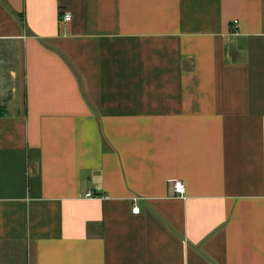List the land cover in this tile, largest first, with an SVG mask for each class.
Here are the masks:
<instances>
[{
    "label": "crops",
    "instance_id": "crops-1",
    "mask_svg": "<svg viewBox=\"0 0 264 264\" xmlns=\"http://www.w3.org/2000/svg\"><path fill=\"white\" fill-rule=\"evenodd\" d=\"M0 264H264V0H0Z\"/></svg>",
    "mask_w": 264,
    "mask_h": 264
},
{
    "label": "built area",
    "instance_id": "built-area-1",
    "mask_svg": "<svg viewBox=\"0 0 264 264\" xmlns=\"http://www.w3.org/2000/svg\"><path fill=\"white\" fill-rule=\"evenodd\" d=\"M70 19H71L70 15L68 13L64 14V16H63L64 22H67ZM171 188H172L173 194L175 196L182 197L184 195L185 188H184V184L182 182H180V181L174 182ZM86 197L87 198H93L94 196L89 192L86 194ZM135 200H136V198L133 199V201H135ZM138 211H139V209L136 206H134V208L132 209L133 214H137Z\"/></svg>",
    "mask_w": 264,
    "mask_h": 264
}]
</instances>
